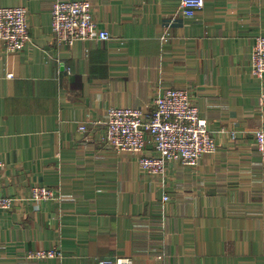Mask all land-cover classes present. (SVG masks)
<instances>
[{
    "label": "crops",
    "instance_id": "obj_1",
    "mask_svg": "<svg viewBox=\"0 0 264 264\" xmlns=\"http://www.w3.org/2000/svg\"><path fill=\"white\" fill-rule=\"evenodd\" d=\"M52 1L0 0L25 7L30 26L20 51L0 42V194L15 197L0 214V264H264L253 136L264 79L250 72L264 0H204L193 16L179 0H89L111 38L72 45L52 37ZM169 88L190 91L218 148L194 165L169 163L162 182L99 135L107 109L148 112ZM36 185L55 197L27 199ZM52 248L61 255L27 257Z\"/></svg>",
    "mask_w": 264,
    "mask_h": 264
},
{
    "label": "built area",
    "instance_id": "obj_2",
    "mask_svg": "<svg viewBox=\"0 0 264 264\" xmlns=\"http://www.w3.org/2000/svg\"><path fill=\"white\" fill-rule=\"evenodd\" d=\"M204 6V0H179V13L193 16ZM51 31L53 39L62 45L78 40H109L111 35L100 29L93 17V4L89 0H53L51 5ZM168 36L161 35L162 39ZM30 39L28 12L23 6H0V42L6 51H20ZM251 75L264 79V35H256L250 58ZM10 75V74H8ZM264 99V94L262 95ZM99 138L104 146L115 152H128L137 157L140 170L166 179L171 162L194 165L202 156L216 151L218 144L210 134L207 120L186 89L169 88L157 93L151 100L150 111L138 107H111L103 120ZM79 129L87 131V125ZM254 147L264 160V120L253 132ZM232 138L235 136L231 135ZM152 143L155 153L144 152ZM56 189L48 185L31 187L27 199L39 203L52 199ZM169 196L165 195L164 200ZM15 197L0 194V214L9 210ZM56 249H37L27 253L29 259L60 256ZM96 264H133L129 256L99 259Z\"/></svg>",
    "mask_w": 264,
    "mask_h": 264
}]
</instances>
